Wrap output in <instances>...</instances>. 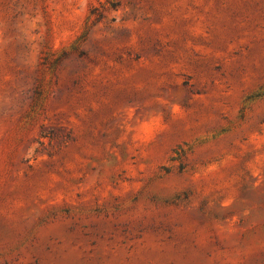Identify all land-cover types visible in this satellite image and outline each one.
I'll return each mask as SVG.
<instances>
[{"label": "rangeland", "instance_id": "rangeland-1", "mask_svg": "<svg viewBox=\"0 0 264 264\" xmlns=\"http://www.w3.org/2000/svg\"><path fill=\"white\" fill-rule=\"evenodd\" d=\"M0 264H264V0H0Z\"/></svg>", "mask_w": 264, "mask_h": 264}]
</instances>
